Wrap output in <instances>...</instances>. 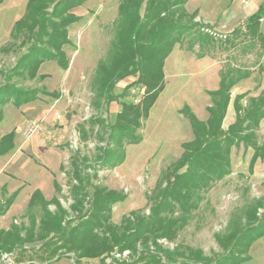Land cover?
Wrapping results in <instances>:
<instances>
[{
  "label": "rangeland",
  "instance_id": "rangeland-1",
  "mask_svg": "<svg viewBox=\"0 0 264 264\" xmlns=\"http://www.w3.org/2000/svg\"><path fill=\"white\" fill-rule=\"evenodd\" d=\"M119 2L87 0L69 11L80 20L68 28L70 45L64 47L68 58L67 70H61L55 62H46L38 72V76L45 77L43 80L18 78L11 72L21 52L25 51L11 37L14 23L24 15V0H15V10L0 9V86L10 81L18 87L44 89L58 95L40 96L35 102L20 108L12 104L2 108L0 138L11 131L16 137L14 148L7 155L0 156V198H7L17 189L20 191L9 211L0 218V229H9L12 222L18 225L27 223L26 205L34 190H39L46 200L56 197L68 210L71 204L70 156L79 151L86 164H92L100 156L97 146L104 144L108 131L105 128L113 122L119 106L116 103L109 107L102 104L97 109L91 82L97 62L106 56L113 40ZM234 3L241 8L234 21L226 24L225 13L231 12L227 0L188 1L185 10L189 14L196 8L205 13L201 16L197 12L194 22L212 39L185 38L174 46L163 67L164 89L150 108L147 120L137 130L140 142L125 144V158L121 165L113 169H100L95 165L96 172L89 173V191L92 185H100L108 190L121 191L126 196L124 201L112 206L111 221L114 224H120L130 212L142 216L149 213V196L161 172L180 157L183 152L181 144L193 139L190 123L181 109L188 107L197 120L205 122L208 118L206 108L211 105L209 93L218 90L222 73L231 72L234 78H239L232 87L225 86L229 102L221 124L222 132H228L237 114L244 116L246 110L261 102L257 103L264 94V17L259 22L258 37H251L246 24L248 17L264 4V0H234ZM239 73L243 77L238 76ZM126 83H119L114 94L119 93ZM143 90L138 94L132 92L137 94L132 98L134 102L140 100ZM236 96L241 100L235 108L233 101ZM32 124L37 125V129L26 135ZM79 127L84 128L87 140L79 136ZM251 131H254L255 145L263 146L264 117L258 128ZM247 133L233 136L237 138ZM227 134L222 135L221 140ZM243 144L240 142L230 148V173L214 182L203 195V201L192 212L191 219L176 240L173 243L158 241L164 248L173 250L179 245L183 249L198 250L211 264L223 254L216 237L228 233V226L243 208L256 199L264 198V160H258L249 172L254 149ZM83 170L89 171L84 167ZM53 181L60 186L59 193L54 190ZM3 187L5 193L1 194ZM39 245L24 246V250L8 256H13V264H47L53 258L57 262L64 259L68 264L74 261L143 263L136 262L135 255L129 251L118 252L115 249L99 262L77 259L73 253L53 255L51 248L42 250ZM115 254H119V258H115ZM248 255L250 261L244 264H264V237L250 246ZM3 256L0 264H12Z\"/></svg>",
  "mask_w": 264,
  "mask_h": 264
},
{
  "label": "trees",
  "instance_id": "trees-1",
  "mask_svg": "<svg viewBox=\"0 0 264 264\" xmlns=\"http://www.w3.org/2000/svg\"><path fill=\"white\" fill-rule=\"evenodd\" d=\"M86 1L28 0L23 17L14 23L11 31V37L18 41L17 46L25 49L11 72L18 78L43 80L45 77L38 76V72L46 62H55L66 71L68 58L64 47L70 45L68 28L80 20L69 11ZM188 1L120 0L113 40L106 56L97 62L91 82L97 109L102 104L109 107L116 103L119 106L113 122L105 128L108 131L104 144L97 146L100 156L92 164H86L79 151L70 156L71 204L68 210L56 197L46 200L39 190L33 191L26 205L27 223L18 225L12 222L9 229H0V261L4 254L15 255L24 250V246L40 244L42 250L51 248L53 255L73 253L77 259L99 262L116 249L118 252L129 251L135 255L136 262L142 264H211L198 250L183 249L179 245L170 250L158 241L173 243L188 224L192 212L198 209L203 195L214 182L230 173V148L233 145L243 142L244 147L254 149L249 172L258 160H264V145H255L254 131H251L258 128L264 117V94L257 106L246 110V115H236L235 122L226 132L228 136L221 140L226 134L222 132L221 124L229 102L225 86L232 87L239 79L234 78L231 72L222 73L218 90L209 93L211 105L206 108L208 118L205 122L197 120L188 107L181 109L190 123L193 139L181 144L183 152L180 157L161 172L149 196L151 207L147 215L130 212L116 225L111 221L112 206L124 201L125 194L100 185H92L89 191V173L96 172L95 165L100 169L121 165L125 158V144L140 142L137 130L147 120L150 108L164 89L163 67L174 46L185 38L206 40L209 37L194 22L197 11L189 14L185 10ZM3 2L0 0V5ZM263 17L264 6L248 17L246 28L251 37L259 36L257 30ZM125 81L127 83L121 91L114 94L115 87ZM142 89L140 100L134 102L132 98ZM134 91L136 95L132 93ZM40 96L58 95L6 82L0 86V120L5 105L20 108L35 102ZM240 100V96L235 97V108ZM241 132L249 133L237 138L233 136ZM79 136L87 140L83 127H79ZM15 137V132L11 131L0 138V156L7 155L14 148ZM53 187L57 193L60 192L61 188L55 181ZM4 189L1 194L5 193ZM19 191L17 189L5 199L0 198V217L10 209ZM262 237L264 198H259L234 216L226 235L216 237L223 254L212 264L249 262L250 246ZM52 261L57 260L53 258L47 264ZM73 264L82 263L74 261Z\"/></svg>",
  "mask_w": 264,
  "mask_h": 264
},
{
  "label": "crops",
  "instance_id": "crops-1",
  "mask_svg": "<svg viewBox=\"0 0 264 264\" xmlns=\"http://www.w3.org/2000/svg\"><path fill=\"white\" fill-rule=\"evenodd\" d=\"M24 8H25V4H26V2H27V0H24ZM227 2H228V6H229V10L231 11V12H227V13H225V21H226V24H228L229 22H232V21H234L233 20V18H235V15L237 14V11H239V9L241 8L240 6H238L237 4H235L234 3V0H227ZM244 4H247L246 2H244ZM187 5H188V2H187V4L185 5V9L187 10ZM261 6H264V4L263 5H261ZM260 7V6H259ZM258 7V8H259ZM12 9V10H15V0H4V2L0 5V9ZM24 8H23V12H24ZM257 8V9H258ZM257 9L255 10V12L257 11ZM198 13H199V15H205V13L203 12V10L201 9H199V8H196L195 9ZM194 11V10H193ZM202 11V13H200ZM255 12H253V13H255ZM252 13V14H253ZM251 14V15H252ZM201 15V16H202ZM199 18V17H198ZM200 20H202V21H204V22H208V20L206 21L205 19H203V18H199ZM263 19V18H262ZM261 22H262V20H261ZM9 211V210H8ZM7 211V212H8ZM3 217V216H2ZM1 218V217H0ZM72 256V255H71ZM11 257H13V256H10V262L13 264V261H12V258ZM85 263H88V264H91V262H84V261H82V264H85ZM54 264H68L64 259L63 260H60V261H56V262H54Z\"/></svg>",
  "mask_w": 264,
  "mask_h": 264
},
{
  "label": "built area",
  "instance_id": "built-area-1",
  "mask_svg": "<svg viewBox=\"0 0 264 264\" xmlns=\"http://www.w3.org/2000/svg\"><path fill=\"white\" fill-rule=\"evenodd\" d=\"M36 129H37V125H34V124L30 125V130L26 132V135H29V134L31 135ZM3 257L6 259H9L8 261L10 262V256L5 255ZM115 258H119V254H115Z\"/></svg>",
  "mask_w": 264,
  "mask_h": 264
}]
</instances>
